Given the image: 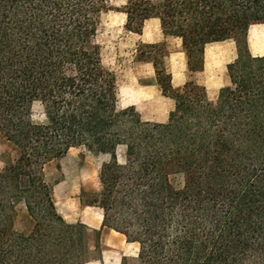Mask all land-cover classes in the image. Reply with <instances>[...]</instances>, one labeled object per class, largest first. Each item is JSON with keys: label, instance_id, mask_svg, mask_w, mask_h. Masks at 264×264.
I'll use <instances>...</instances> for the list:
<instances>
[{"label": "trees", "instance_id": "16d2710c", "mask_svg": "<svg viewBox=\"0 0 264 264\" xmlns=\"http://www.w3.org/2000/svg\"><path fill=\"white\" fill-rule=\"evenodd\" d=\"M114 10L110 0H0V264H106L100 232L59 214L47 178L76 149L108 157L99 190L82 189L80 202L137 247L136 264H264V55L248 42L264 26V0H127V32L158 19L186 56L188 80L176 88L167 42L137 48L174 102L164 123L119 107L98 42ZM226 41L237 56L212 101L194 76L206 47ZM21 206L27 233L15 229Z\"/></svg>", "mask_w": 264, "mask_h": 264}, {"label": "rangeland", "instance_id": "374dc122", "mask_svg": "<svg viewBox=\"0 0 264 264\" xmlns=\"http://www.w3.org/2000/svg\"><path fill=\"white\" fill-rule=\"evenodd\" d=\"M126 2L127 0H110V5L116 10L103 17L98 34L103 62L116 76L120 109L133 106L143 120L164 123L173 109L174 102L164 97L159 90L152 64L136 60L137 48L140 43L167 42L171 51L167 66L174 75L173 82L176 88H182L188 80L186 56L180 40L163 36L158 20L146 23L143 36L127 32L124 27L126 16L119 11ZM248 42L254 55H264L263 25H256L250 29ZM236 56L237 50L233 41L214 43L206 47L205 70L196 74L194 79L207 88L210 100L216 101L219 90L228 84L226 66L235 60ZM31 113L34 121H42L43 108L40 103L31 106ZM2 150L0 144V153ZM107 160V156H95L84 149L72 150L63 159L47 168V178L54 185V197L59 214L69 223L82 222L100 232L102 256L106 264H120L124 256L128 257L129 264H136L137 247L128 244L118 233L103 229L101 210L84 207L80 202L82 189L99 190V169ZM171 183L176 191H182L184 178L182 175H174ZM31 227V220L25 208L21 206L15 220V229L27 233ZM90 264L100 263L94 261Z\"/></svg>", "mask_w": 264, "mask_h": 264}, {"label": "crops", "instance_id": "0c3cea01", "mask_svg": "<svg viewBox=\"0 0 264 264\" xmlns=\"http://www.w3.org/2000/svg\"><path fill=\"white\" fill-rule=\"evenodd\" d=\"M151 20H158V19H151ZM150 20H148L147 22H149ZM159 21V20H158ZM146 22V23H147ZM146 23H145V25H146ZM159 25H160V21H159ZM160 28H161V26H160ZM144 29H145V26H144ZM144 29H143V32H144ZM162 31V30H161ZM163 34V33H162ZM140 36H143V33H142V35H140ZM164 36V35H163ZM221 43V42H220ZM214 44V43H213ZM211 45V44H210ZM184 53V52H183ZM170 56H171V54H170ZM205 56H206V51H205ZM170 58V57H169ZM173 75V74H172ZM173 78H174V75H173ZM174 84V83H173Z\"/></svg>", "mask_w": 264, "mask_h": 264}]
</instances>
